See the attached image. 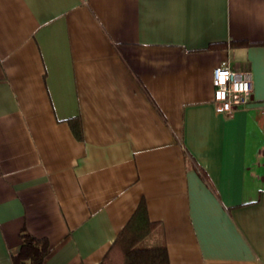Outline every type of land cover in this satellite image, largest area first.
<instances>
[{"label":"crops","instance_id":"0c3cea01","mask_svg":"<svg viewBox=\"0 0 264 264\" xmlns=\"http://www.w3.org/2000/svg\"><path fill=\"white\" fill-rule=\"evenodd\" d=\"M141 197L169 264H264V0H0V264H97Z\"/></svg>","mask_w":264,"mask_h":264},{"label":"trees","instance_id":"16d2710c","mask_svg":"<svg viewBox=\"0 0 264 264\" xmlns=\"http://www.w3.org/2000/svg\"><path fill=\"white\" fill-rule=\"evenodd\" d=\"M244 40H233L229 46L245 45ZM224 42H213L209 48L226 46ZM73 134L81 139V124L77 118L68 119ZM157 226L147 212V204L141 197L123 227L117 232L114 240L97 264H169L165 244L141 246L139 242L151 234ZM20 245L11 254L13 264H45V258L50 252L49 241L46 237H37L25 227L19 231Z\"/></svg>","mask_w":264,"mask_h":264},{"label":"clouds","instance_id":"9594fccd","mask_svg":"<svg viewBox=\"0 0 264 264\" xmlns=\"http://www.w3.org/2000/svg\"><path fill=\"white\" fill-rule=\"evenodd\" d=\"M232 81L231 87L229 88L228 82ZM213 84L219 88V91L215 94L216 101H225L222 107L217 108V112H231L233 102L239 103V94L243 93L245 99L249 95V85L247 81L237 79L236 73L232 72L230 68L219 67L214 71ZM229 96L232 99H229Z\"/></svg>","mask_w":264,"mask_h":264},{"label":"built area","instance_id":"2783aa9c","mask_svg":"<svg viewBox=\"0 0 264 264\" xmlns=\"http://www.w3.org/2000/svg\"><path fill=\"white\" fill-rule=\"evenodd\" d=\"M219 67H221V66H216L213 69V72H212V85H213V100L212 101H213V104H214V106L216 108L222 107L224 103L228 102L227 100H225V101H216V99H215V94H216L217 91H219V88L213 84V79H214V71H215L216 68H219ZM223 67L230 68V70L232 72L236 73L237 79L244 80V81L248 82L249 95H248L247 99H245V96H244L243 93L239 94V101L240 102L238 104L233 102L231 112L234 111V110H237L239 108H244L247 105V102H248L249 97H250V93L252 91V76H251V72L249 70L233 69V68L228 67V66H223ZM231 84H232V81H229L227 86L230 88ZM229 99H232V97L229 96ZM231 112H224V113H231Z\"/></svg>","mask_w":264,"mask_h":264},{"label":"rangeland","instance_id":"374dc122","mask_svg":"<svg viewBox=\"0 0 264 264\" xmlns=\"http://www.w3.org/2000/svg\"><path fill=\"white\" fill-rule=\"evenodd\" d=\"M147 240H148L147 237L143 238V239L139 242L138 246L141 247V246H145V245H147V243H148Z\"/></svg>","mask_w":264,"mask_h":264}]
</instances>
